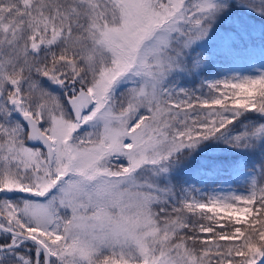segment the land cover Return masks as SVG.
Segmentation results:
<instances>
[{"label": "snow or ice", "instance_id": "obj_1", "mask_svg": "<svg viewBox=\"0 0 264 264\" xmlns=\"http://www.w3.org/2000/svg\"><path fill=\"white\" fill-rule=\"evenodd\" d=\"M0 264H264V0H0Z\"/></svg>", "mask_w": 264, "mask_h": 264}, {"label": "rangeland", "instance_id": "obj_2", "mask_svg": "<svg viewBox=\"0 0 264 264\" xmlns=\"http://www.w3.org/2000/svg\"><path fill=\"white\" fill-rule=\"evenodd\" d=\"M221 187H223L224 189H225V191H227V189L229 188V187H235L234 185H222Z\"/></svg>", "mask_w": 264, "mask_h": 264}]
</instances>
